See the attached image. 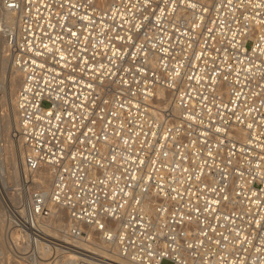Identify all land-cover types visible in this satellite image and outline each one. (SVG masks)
I'll return each mask as SVG.
<instances>
[{"label": "built area", "instance_id": "2783aa9c", "mask_svg": "<svg viewBox=\"0 0 264 264\" xmlns=\"http://www.w3.org/2000/svg\"><path fill=\"white\" fill-rule=\"evenodd\" d=\"M0 13L26 149L0 264H264V0Z\"/></svg>", "mask_w": 264, "mask_h": 264}, {"label": "rangeland", "instance_id": "374dc122", "mask_svg": "<svg viewBox=\"0 0 264 264\" xmlns=\"http://www.w3.org/2000/svg\"><path fill=\"white\" fill-rule=\"evenodd\" d=\"M3 63H4V58L2 57V53H1V60H0V134H1L0 135V145L1 146L0 147L2 149H0V168H1L0 177L3 178L5 182V181H8L7 178H14L16 176L13 173V170L15 169V163L13 162V153H12L13 151L12 150L18 148V144H17L18 141L14 139V137L12 136L13 134V128H12L13 123L12 122H14V116H13V110L11 109L12 108L11 100H10L11 97H9L11 96V91H10L11 87L10 85H8L9 88L5 87V85L7 86L8 84L9 72L7 71L8 69L5 70L3 68L4 66ZM7 64L6 66L8 68L9 65ZM1 79L5 80L6 84L4 83L3 80L1 81ZM2 87H4V89ZM18 158L19 157H17V159ZM161 264H173V262L169 259H165L162 261Z\"/></svg>", "mask_w": 264, "mask_h": 264}, {"label": "bare ground", "instance_id": "6f19581e", "mask_svg": "<svg viewBox=\"0 0 264 264\" xmlns=\"http://www.w3.org/2000/svg\"><path fill=\"white\" fill-rule=\"evenodd\" d=\"M205 1H210V0H205ZM10 15L11 14H9V13H4V14L0 13V60H1V53H2V57L4 58V63H3L4 66L3 65L2 66H3V68L5 70L8 69L7 71L9 72L8 84H7V86L5 85V87L7 88L8 85H10V87H11V90H10L11 91V96H9V97H11V99H10L11 100V106H12L11 109L13 110V116H14V122H12L13 123V125H12V128H13L12 136L14 137V139H16L18 141V143H17L18 144V148L12 150L13 151L12 152L13 153V162L15 163V169L13 170V173H14V175H18V174L22 173V165L24 163V159H25V155H26V149H25L22 137L19 135V132H18V128H19V125H18V113H17V109H16V95H17V91H18V89L20 87L22 75H21L20 69L16 66L15 62L13 61V59L7 53V48H6L7 40H6L5 36H4L5 34L3 32H1L2 20L3 19L12 18ZM7 62H8V64H7ZM6 64L9 65L8 68H7ZM4 77H5V75H4ZM2 80L3 79H1V81ZM3 81L5 83V80H3ZM2 88L4 89V87H2ZM160 94H162V91L160 92ZM0 149H2V148L0 147ZM17 157H19V158L17 159ZM40 175H41V177L42 176H45L46 178L48 177L47 174L43 175V173H41ZM96 244L98 245V246H96L97 251H101L103 253H106L104 251V249H103V247H105V245L103 243H101V244L100 243H96ZM107 255H109L110 257H112V258H114L116 260H120V257H118L116 255L115 250H110V252H107Z\"/></svg>", "mask_w": 264, "mask_h": 264}]
</instances>
